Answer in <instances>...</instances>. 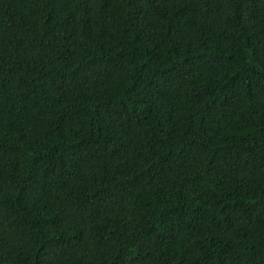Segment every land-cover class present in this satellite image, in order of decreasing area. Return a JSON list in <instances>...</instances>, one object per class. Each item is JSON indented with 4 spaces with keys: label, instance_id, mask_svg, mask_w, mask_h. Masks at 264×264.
<instances>
[{
    "label": "trees",
    "instance_id": "obj_1",
    "mask_svg": "<svg viewBox=\"0 0 264 264\" xmlns=\"http://www.w3.org/2000/svg\"><path fill=\"white\" fill-rule=\"evenodd\" d=\"M0 264H264V0H0Z\"/></svg>",
    "mask_w": 264,
    "mask_h": 264
}]
</instances>
